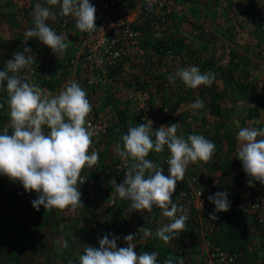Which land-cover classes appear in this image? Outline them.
Wrapping results in <instances>:
<instances>
[{"label":"rangeland","instance_id":"374dc122","mask_svg":"<svg viewBox=\"0 0 264 264\" xmlns=\"http://www.w3.org/2000/svg\"><path fill=\"white\" fill-rule=\"evenodd\" d=\"M100 1L102 0H89V3L94 4ZM130 1L126 3L124 0L127 9L137 13L136 10H138L140 6V0ZM176 1L183 8L179 14H175L177 16L175 20H180L177 32V34H179L176 39L181 41V39H183V33L185 34L183 39L185 47L178 52V54L184 55V62H180V66L176 68V66L170 62L166 64H160L159 62L158 64L150 63L149 65H145L142 63L143 60H141L139 63V70L130 72V74L125 73L121 75L119 80H114L113 85H110L108 89L98 90L96 94L92 93L86 97L92 106V111L86 117V120L93 119L105 127L106 131L99 138L96 137L92 139V144L89 148V154L92 152H97L99 154L98 162L93 167L89 168L86 166L81 171L82 182L78 183V187L81 192L83 208H77L75 211L69 209H51L46 211L43 206H41L39 211H37L32 206V201L37 198L35 192L27 193L18 182L10 181L7 177L0 175V238H3L5 241V258H0V264H2L1 261L4 259L5 263L3 264H80L79 258L84 254L85 245L99 248V240L107 233L114 234L116 237L120 238L117 240L118 249L127 247L124 237L132 234L134 237L132 243L135 245L134 251L137 256L143 252H156L157 256H160L162 252L161 247H166V245L171 252L176 249L174 241L178 238L164 243L156 236L155 228L159 229L170 222L169 218L162 215L163 210L154 205L151 211L144 210L141 213L135 212L131 208V202L120 198L115 192V185L110 183L113 179L117 184L122 183L125 178V172L130 167V159L125 160L118 155L117 145H120L121 137L117 134H111V126L117 123L115 103L118 100V107H127L128 111L134 116L138 115L139 112L135 109L134 100L128 98V94L131 93L132 87L136 86L132 85V82L139 79L140 83L146 82L147 86L144 88L151 95L153 94L152 101H148V107L151 105L152 108L150 109L151 116L147 119L152 122V128L159 129L162 125L168 126L178 123V136L185 135L187 129L191 134L203 135L206 139L210 138L211 135L219 130V120L208 115L209 112L206 106L209 98H203L201 100L204 102V107L201 109H193L192 105L195 102H189L191 100L187 99V102L182 103L174 112V118L184 116L186 117L185 122H171V118L167 115V111H169L170 108L165 104L173 103L177 100V95H185L186 91L190 88H187L179 78H177L175 86L171 85L168 81V76L180 69L191 66L198 67L201 73L209 72L208 67H203V63L206 60H210L213 64H216L217 67L225 66L227 68V62L225 61L222 63V61L225 59L223 58L224 56H228L230 62L238 65V68L233 70V73L230 75L235 83L242 85L248 83L252 76L260 81L262 79V73H264V35L262 33L264 27L259 26L257 28L258 23H252L251 19L259 20L260 15L264 17V0H224L221 1V3L225 2V6H222L220 9L217 8L216 10L215 7L214 10H209L208 6L211 5H209L210 3H205L207 0H182L184 3L180 2V0ZM191 1H194L196 4L198 2L197 10L187 3H191ZM227 2L230 7H226V5H228ZM49 6L53 8L51 5ZM197 15L205 19L217 17L218 21L221 19L224 20V22L221 24L215 22V24L210 27L200 24L197 19L198 22L196 24V21L194 20L195 22H192L191 19L195 18ZM4 16L5 0H0L1 47H4L5 44L8 43V41L5 42ZM184 16L186 22H182ZM26 17L27 16H24V20ZM61 18L62 17H56L59 21ZM63 20H67V18ZM10 21H13V25L17 23L14 17L11 18ZM20 21L22 22V20ZM20 21L18 22L21 23ZM26 22V24L21 25L22 29L17 27L16 32L13 34V36H15L14 38L12 37V39L16 41L18 39L20 40L21 36H25L16 34L19 29L27 32L28 29L34 27L30 24V21ZM184 23H186V27H182L183 32L180 34L179 30L182 29L181 24ZM195 24L203 26L205 32H199V30L195 29ZM68 27L67 25L65 26V28ZM212 28L215 29V32L210 31ZM61 29L63 28L61 27ZM156 29L157 28L153 26H150L148 29L152 37L154 32H158ZM258 31H260V33ZM194 33L196 38L193 41L190 37L193 36ZM212 33H216V36H213L215 39L210 41V35ZM180 35H182V37L178 38ZM146 40L150 43V39ZM75 52L73 49L68 51L67 56H65L61 62L65 65L61 66V68L59 66H56L57 68L50 65L45 66V64H42L45 62L42 61V59H38L39 57L37 58L36 52L32 53V55L36 57L37 63L43 69L42 74L44 76L46 73H48V76L49 74L52 76L53 74L50 73V71L54 72V74L57 73L53 75V81L56 78L55 82L57 86L62 84V80L64 79L75 82L81 86L84 85L82 82V75L75 71L71 63L69 64ZM210 52H212L213 55H211ZM68 66L69 68L67 70ZM249 67L251 68L250 72H248L250 70ZM252 67L256 68L252 69ZM4 68L5 62L0 60V71H4ZM63 73H66V78H64L65 75ZM60 74L63 75V77H60ZM40 76L41 74H37L34 78L25 77L22 79L40 89L46 86L44 94L48 96V98L54 97L56 85H46V83L41 80ZM226 80L220 73L216 74V78L211 86L215 89L216 95L222 97V99L219 100L218 98L215 104L218 105L220 109L223 107V109H225L226 105L229 106L231 103H235V108L238 107V111L242 114L241 117L245 119L247 114V103L240 101L242 100V96L236 97V95L241 94L234 90L235 86L232 81ZM211 86L202 85L199 88L192 89V91L196 94L199 89H205ZM159 87L160 89L158 90ZM259 87H261V89ZM259 87L258 90L264 94V80ZM84 90L87 91L88 89L84 88ZM8 100L9 96L6 91L5 82L4 85L0 86V124H2L0 125V134H4L5 130L8 133V130L11 128L10 115L5 112V101ZM201 115L206 117V123L204 124L199 120ZM137 117L141 119L140 114ZM145 123H148V121ZM248 123L246 119L244 122L241 118H238L235 123L233 122L231 125H228V128L231 129V132H238L241 128L250 127L247 125ZM43 131L47 134L49 129L45 126ZM220 133H223L222 130H220ZM261 138L262 137H258V139ZM120 150L122 149L120 148ZM220 154L219 156H215V159L218 158L220 161H223V151H220ZM236 154L235 152L234 159L237 157ZM158 159L160 161L156 160L154 164L162 168L164 174L167 175L169 169L168 162H165L160 155ZM221 173L222 171L212 170V168L209 167L208 164L205 165L203 161L190 163L185 171L183 179L177 181L176 189L178 187L183 188L188 185H193L201 189L205 195L209 197L216 192H221ZM194 177H197L198 180L192 183L191 181H193ZM258 185V183H254V186L250 187L246 182L243 187H240L237 191L235 189H232V191L236 193L242 190L246 197L255 199L262 208L259 214L264 218V185H260V187ZM237 195L241 196V193H237ZM244 198L241 197L238 205L241 204L240 201ZM231 201L233 203L232 198L230 202ZM210 209L211 212H214V204L210 203ZM119 210L122 211L116 215L115 213ZM11 211L19 213L17 216L19 218L17 219H20L23 223V225L20 226L24 228L23 237H20L14 230L15 220L11 215ZM246 214L242 216L241 222L244 230L248 234V243L245 252L239 251L243 255V262L241 261L242 263L240 264H264V246L262 245L264 240L262 236L264 234L260 237V234H255L250 231L252 223L250 215L252 212ZM142 227L148 230V234L139 230ZM187 231V228L184 229L182 236L187 235ZM260 239H262V241ZM65 243H67V247L64 246ZM160 261L161 260H157V264H159ZM160 263L164 264L162 261Z\"/></svg>","mask_w":264,"mask_h":264},{"label":"clouds","instance_id":"9594fccd","mask_svg":"<svg viewBox=\"0 0 264 264\" xmlns=\"http://www.w3.org/2000/svg\"><path fill=\"white\" fill-rule=\"evenodd\" d=\"M46 4L59 5V8L53 11L43 5L36 6L33 12L34 27L25 33V45L35 38L56 55L68 47V38L58 35L48 25L50 18L72 16L79 31L97 29L96 9L89 0H46ZM31 53L29 47L15 52L12 59L7 61L6 69L0 71V86L6 82L13 129L11 134H0V175L18 182L27 193L35 192L37 198L32 201V206L37 211L41 206L46 211H75L83 208L78 187V183L82 182L81 171L86 166L93 167L99 160L97 152L89 154L93 134L85 126L92 106L85 90L75 82L69 81L65 90L52 98H48L39 87L25 82L18 73L36 61ZM183 58L184 55L182 62ZM42 70L38 73L41 74V80L46 85H56V78L53 81L54 77L48 76V73L44 76ZM177 78L187 88L196 89L202 85L211 86L216 74L201 73L198 67L191 66L170 74L168 81L175 86ZM203 107L201 100L192 105L193 109ZM147 121V124L130 126L122 136L123 150L117 145L118 155L125 160L130 159V167L122 183L117 184L114 179L110 183L115 185V192L120 198L131 202L135 212L151 211L154 205L163 210L162 215L169 218L170 222L157 229L156 236L168 243L182 236L188 219L186 214L177 217L178 212H186L183 206L178 207L172 199L177 181L183 179L190 163L209 161L215 152V144L198 134L189 135L185 140L177 135L178 123L162 125L153 131L152 122ZM45 126L49 129L47 134L43 131ZM258 137H264V128L244 127L237 134V159L242 164L250 187L254 183L264 185V139ZM165 146L170 152L167 175L162 168L146 159L150 152H163ZM235 170L236 166L233 168L234 173ZM232 174L231 170L227 176ZM225 181V178L220 181L221 192L208 197L215 206L214 212L209 214L212 221L219 219L217 213L230 209L229 195L233 193L232 189H239L234 183ZM222 189H226L229 195ZM139 230L148 234V230L143 227ZM118 239L114 234L107 233L99 240V248L85 245L84 254L79 258L80 264H157L156 252H143L137 256L132 234L124 237L127 247L118 249ZM64 246L67 247V243ZM176 261L177 264H183L181 257H176ZM164 264H173V261L168 259Z\"/></svg>","mask_w":264,"mask_h":264},{"label":"built area","instance_id":"2783aa9c","mask_svg":"<svg viewBox=\"0 0 264 264\" xmlns=\"http://www.w3.org/2000/svg\"><path fill=\"white\" fill-rule=\"evenodd\" d=\"M92 5L96 9L95 24L97 29L81 32L76 28L75 21L70 31L71 35H76L79 48L69 64L71 63L75 71L82 75L84 85H81V88H87L90 91L106 90L110 85H113L114 80H119L121 75L139 70L141 60L145 65L170 62L176 68L180 66L182 54H175L171 50H163L161 47L145 49V40L137 29L141 16L145 20L154 18V22L160 26L168 20H175L177 17L175 14H179L183 9L176 0H140L137 13L129 11L123 2L115 4L111 1L102 0ZM65 26V23L60 24L62 28ZM40 71L41 66L37 63L35 66L20 70L18 75L21 78H34ZM69 83L66 81L56 85L54 96L65 90ZM132 85L136 86L132 87L128 98L134 100L136 111L141 113L140 121L145 123L147 122L146 119L151 116L148 107V101L152 98L151 94L142 87L139 79L134 80ZM45 89L46 86L42 90L45 91ZM85 126L92 132V139L99 138L106 131L105 127L93 119H87ZM165 154L163 160L168 162L170 158L168 149ZM197 180V177H194L191 182L194 183ZM222 192H227L229 195L226 189H222ZM173 196V202L178 207L183 206L186 209V212H178L177 217L185 214L188 216L186 221L187 233H193V245L196 244L194 253H191L188 246L189 242L185 249L180 243H177L176 247L180 249H176V252L178 255L185 256L183 260L185 264H240L243 262L241 252L226 250L219 244L211 243L208 239V230L211 226L209 220L211 209L208 196L201 189L193 185L178 187ZM237 209L241 214L255 213L258 223L264 228V218L259 214L262 208L255 199L245 198L237 206ZM157 229L155 228V232Z\"/></svg>","mask_w":264,"mask_h":264},{"label":"trees","instance_id":"16d2710c","mask_svg":"<svg viewBox=\"0 0 264 264\" xmlns=\"http://www.w3.org/2000/svg\"><path fill=\"white\" fill-rule=\"evenodd\" d=\"M111 2H114L115 4H118L119 1L121 0H109ZM126 3L127 1L129 2L130 0H125ZM132 1V0H131ZM130 1V2H131ZM124 2V0H123ZM125 3V2H124ZM139 25L137 24V29L141 32V35L143 37V39L145 40L144 44H145V48H149V47H153L154 49H158L159 47H161L163 50H171L172 52H174L175 54H177L178 52H180L184 45L182 44L183 42H181L180 40L176 39L177 37V32H178V28L179 25L178 23L180 22V20L176 19V20H166L165 24H163L162 26L156 24L154 22V18H150L148 20H145V18L142 16L139 17ZM259 20H260V25H264V17L263 16H259ZM150 26H153L154 28H157L156 31L158 32H154L153 37L151 36V33H149L148 29L150 28ZM159 33V34H158ZM263 35H264V30L262 31ZM157 34L159 36H157ZM196 36V35H195ZM196 38V37H195ZM146 39H150V43H148V41ZM24 47H29L32 49V53L36 52L35 48L32 46V43H27L26 45L23 44L21 42V40H14L13 43H11V41H8V43L5 44V46L3 47L4 51L2 54H0V60L3 62H5V68L6 69V63L8 60L12 59V56L15 52L17 51H22ZM6 50V51H5ZM31 53V54H32ZM5 60V61H4ZM37 64V59L36 61L31 65V66H35ZM203 67H208L209 68V72H213L215 74L220 73L222 77H224V79H228L230 81H232L234 83V90H236L238 93H240L241 95H236V97L238 96H242L243 95H247V94H251L253 96V104L252 107L248 109L247 114H246V120L249 122L247 125H249L250 127H256V128H264V94H262L259 90L258 87L261 84V81L259 80H254V78L249 79L248 83L245 84H239V83H235L233 78H231V74L233 73V70H236L238 68V65L234 64V63H230L229 67H217L216 64H213L210 60H206L203 63ZM143 68V67H142ZM11 75V74H10ZM249 76V75H246ZM227 77V78H226ZM230 77V78H229ZM246 78V77H245ZM227 81V80H226ZM142 87H146L147 84L146 82L141 83ZM261 89V87H259ZM160 89V87L158 88V90ZM264 90V87H263ZM87 94V97L94 93L96 94V90H87L85 91ZM210 97H209V96ZM151 97H153V94L151 95ZM203 98H209V101H207V110H208V115H210V117L215 118V119H220L218 121L219 124V130L214 133L213 135L210 136V138H208V140L212 141L215 144V152L212 156V158L205 162V165L208 164L209 167L212 168V170L215 171H222L221 175L222 178H225V182H229L230 183H234L236 188H240L243 187V185L245 184V179H243L242 176V164L241 162L237 159V157H235L236 159H234V155L237 148V140H236V135L231 132V129L228 128V125H231L233 122L235 123V121L230 120L229 123L227 121V117L228 119H230V117L225 113L222 114L221 109L219 108L218 105H216L215 103L217 102L218 98L219 100L222 99V97H218L216 95L215 89L213 88V86L209 87V88H203V89H199L198 92L195 94V92L192 91V89H188L185 93V95H177V100L174 101L171 104H165L167 106H169V111H167V115L169 118H171V122H175V121H180V122H185V118L186 117H182V116H178L174 118V112L178 109V107L182 104V103H186L187 99L191 100L189 102H196V100H202ZM118 101V100H117ZM117 101L115 103V109H116V125L111 126L112 129V133L114 135H118L121 137V141H120V148L123 150V141H122V136L125 135L128 131V128L130 126H136L139 124H142L144 122L140 121V119H138V115L140 114L141 117V113H139L138 115H133L132 113H130L127 109V107H118L117 106ZM152 101V98L151 100ZM119 102V101H118ZM165 103V101H164ZM204 103V102H203ZM151 105H149V109H151ZM232 108V107H231ZM235 110V108H234ZM166 114V113H165ZM202 124L206 123V117L201 115L200 119ZM253 121H258V123H253ZM239 122V121H238ZM242 122V121H241ZM2 125V124H0ZM153 131L157 130V128H152ZM220 130H222L223 133H220ZM13 131V129H9L8 133L11 134ZM186 134L181 136L183 137L185 140H187V137L189 135H193L191 134V132L189 130L186 129ZM155 139V137L153 136V140ZM261 139H264V137H262ZM165 151H167V147L165 146V149L163 152L161 153H156V152H150L149 156L146 157V159H150L153 163H156L157 161H160L158 159L159 155L161 158L164 159L165 157ZM220 151H223L224 153V159L223 161H220L218 158L215 159V156H219ZM154 154V157H153ZM236 166V170L235 173L233 171V168ZM232 170L233 174L232 176H227L228 172L230 173ZM224 173V174H223ZM259 184V183H258ZM261 184H259L258 186L260 187ZM240 195H237V193H230L229 195V199L233 200V203L231 201V207L227 212H220L217 213V216L219 217L218 220L215 221H211V226L209 227V238L211 243L214 244H219L221 245L224 249L229 250V251H243L245 252V250H247V243H248V234L247 232L244 230L243 226H242V216H244L245 214H241L240 211L238 209H236V206L238 205L239 200H241V197L244 196L243 191L240 192ZM244 198V197H243ZM247 198V197H245ZM244 198V199H245ZM251 198V197H249ZM241 202V201H240ZM122 210L117 211L115 214L118 215L119 212H121ZM248 214V213H247ZM246 214V215H247ZM11 215L13 217V219L15 220V227L14 230L15 232L20 236L23 237L24 235V228H21L20 226L23 225L22 221L20 219H17L19 217H17L19 215V213L15 212V211H11ZM256 214L252 212V214L250 215L252 218V223L250 226V231L252 233L255 234H260V237L262 236V234H264V228L261 227V225L258 223V220L255 216ZM192 234L193 233H188L187 235L178 237V239L174 242L175 248L176 249H180L177 246V243H180L183 246V249H185L187 246V242H189L190 240H193L194 238H192ZM264 235L262 236L263 239ZM262 239H260L262 241ZM196 245V244H195ZM193 245V246H195ZM264 246V240H263V244ZM162 252L160 254V256H157V260H164V259H171L173 261H176V257H181L184 260V255H178L176 252V249L171 252V250L169 249V247L163 246L161 247ZM169 255H171V257H169ZM163 262V261H162ZM177 262V261H176ZM183 264L184 261H183Z\"/></svg>","mask_w":264,"mask_h":264},{"label":"crops","instance_id":"0c3cea01","mask_svg":"<svg viewBox=\"0 0 264 264\" xmlns=\"http://www.w3.org/2000/svg\"><path fill=\"white\" fill-rule=\"evenodd\" d=\"M123 0H121V1H119V2H122ZM221 1H224V0H207L205 3L206 4H208V3H210L209 5H211V6H208V8H209V10H214V7H215V10L217 9V8H221L222 6H225V2H222L221 3ZM180 2H182V0H180ZM182 3H184V2H182ZM190 6H192L193 8H195L196 10H197V8H198V6H197V4H198V2H197V4L194 2V1H191V3L190 2H187ZM220 3V4H219ZM225 3V4H224ZM43 5V6H46V7H48L47 6V4H46V0H5V42L6 41H9V40H12L11 41V43H13V41L15 40V39H12V37L14 38V36H13V34L16 32V30H17V27H19L20 29H22L21 28V25H24V24H26L27 22L26 21H30V24H32L33 26H34V23H33V12H34V10H35V8H36V6L37 5ZM219 4V5H218ZM227 4H228V2H227ZM227 6H229L230 7V5L228 4V5H226V7ZM50 7V6H49ZM53 8H51L50 7V9H52V10H54V11H56V10H58V8H59V5H57V6H52ZM200 7V6H199ZM224 9H225V7H224ZM198 12V11H197ZM199 13V12H198ZM24 16H27L26 17V19L24 20ZM14 17V19H15V22H17L16 24H14L13 25V21H10L11 20V18H13ZM65 18H67V20H63V19H65ZM201 16H199V15H197L195 18H193V19H191V21L192 22H195L196 21V24H197V22H198V20H199V22H200V24H202V25H205V26H210V27H212V25H214L215 24V22L217 23H222V22H224V20H217V17H213V18H210V19H205L204 17L203 18H201ZM198 19V20H197ZM20 20H22V22L20 21ZM62 20V21H61ZM61 20L59 21V20H57L56 18L55 19H52V18H50L48 21H47V23H48V25L51 27V28H53L55 31H56V33L58 34V35H61V36H64V37H67L68 38V41L70 42L69 44H68V47L62 52V53H60V54H58V55H56V54H54L48 47H46V46H44L42 43H40L37 39H35V38H33V39H30L27 43H32V46L35 48V50H36V53H37V58L38 59H42V61H44L45 63H42L43 65L45 64V66H47V65H50V66H52V67H54V68H57L56 66H59L60 68H61V66H64L65 64L63 63H61L62 62V60L65 58V56H67V53H68V51L69 50H71V49H73L74 50V52L75 51H77L78 50V48H79V43H78V39L76 38V35H71L70 34V31H71V28H72V25H73V23L75 22V18L74 17H72V16H69V17H62L61 18ZM195 20V21H194ZM18 21H20L21 23H19ZM182 22H186V20H185V16H184V18H182ZM181 22V23H182ZM251 22L252 23H258V26H257V28L259 27V26H263L264 27V25H260V22H259V20L257 19V20H252L251 19ZM61 23H65L67 26H69L68 28H63V29H61V27H60V24ZM233 23V22H232ZM194 25V26H196V28L195 29H197V30H199V32L201 31V32H205L204 30H203V26H198V25ZM18 25V26H17ZM15 27V28H14ZM182 27H186V23H184V24H181V28ZM18 30V33H16L17 35H25V33H26V31L25 30ZM215 29H211L210 31H214ZM263 30H264V28H263ZM179 32H180V34L183 32V28L182 29H180L179 30ZM197 32V31H196ZM215 32V31H214ZM259 33H260V31H258ZM179 34V33H178ZM177 34V35H178ZM214 34V35H213ZM184 33H183V39H184ZM205 35V34H204ZM194 36V37H193ZM193 36H191L190 38L194 41L195 40V33H194V35ZM213 36H216V33H212L211 35H210V41H212V40H214L215 38L213 37ZM24 37L25 36H21L20 38L23 40H21V42L24 44ZM179 37H182V35H180V36H178V38ZM183 39H181V41L183 40ZM200 41V40H199ZM183 42V45H184V47H185V43H184V40L182 41ZM66 43H67V41H66ZM37 44V45H36ZM39 44V45H38ZM3 51H4V49H3V47H1L0 46V54H2L3 53ZM6 51V50H5ZM44 52V53H43ZM43 53V54H42ZM211 53V55H213V53L212 52H210ZM223 58H225V59H223V61H222V63L223 62H227V67H229V64L231 63L230 61H229V59H228V56H224ZM48 59H49V61H48ZM60 64V65H59ZM219 64H221V63H219ZM68 65V64H67ZM49 66V67H50ZM250 66V65H249ZM223 67H225V66H223ZM250 68V67H249ZM254 68H256V67H252V69H254ZM67 70H68V67H67ZM50 71V70H49ZM70 71V70H69ZM251 71V68H250V70L248 71V72H250ZM233 72V71H232ZM50 73H52L53 75H56L57 73H55L54 74V72H51L50 71ZM64 74V73H63ZM51 75V74H50ZM52 75V76H53ZM65 75V77H67L66 76V73L64 74ZM263 75H264V73H262V79L260 80L261 82L264 80L263 79ZM54 77V76H53ZM60 77H63V75H61L60 74ZM254 78V80H257L255 77H253L252 76V79ZM237 100H240V99H237ZM236 101V100H235ZM240 101H243V102H246L247 103V111H248V109L249 108H251L252 107V104H253V96L251 95V94H247V95H245V96H243L242 97V100H240ZM232 107V108H231ZM236 107V104L235 103H231L229 106L228 105H226V108L225 109H223V108H221V112H222V114L224 113H226L229 117H230V119H228V117H227V121H228V123H229V121L230 120H233V121H236V120H238V118H241L244 122H245V119H243L242 117H241V112L240 111H238L239 109H238V107L237 108H235ZM234 108H235V110H234ZM247 111H246V113H247ZM5 112L8 114V115H10V106H9V104H8V101H5ZM238 112V113H237ZM215 119V118H214ZM216 120H220V119H216ZM246 122H247V120H246ZM241 128V127H240ZM235 132V133H234ZM233 133L236 135V140H237V134H238V132H236V131H234ZM238 148H239V145H238V142H237V148H236V151H238ZM237 155V154H236ZM242 176H243V179H245V183L247 182V176H246V174L244 173V171L242 172ZM239 192H242V190H240ZM245 196V195H244ZM189 247H190V252L191 253H194V249H195V247L193 246V240H190L189 241V245H188ZM2 254V255H1ZM0 255H1V257L0 258H5V241H4V239L3 238H0ZM169 257H171V255H169ZM165 260H167V259H164V260H161V261H163V263H164V261ZM160 261V262H161ZM173 261V260H172ZM159 262V264H161ZM1 263L3 264V263H5V259L4 260H2L1 261ZM173 264H177V262L176 261H173Z\"/></svg>","mask_w":264,"mask_h":264}]
</instances>
